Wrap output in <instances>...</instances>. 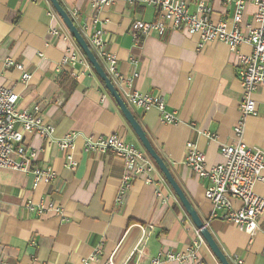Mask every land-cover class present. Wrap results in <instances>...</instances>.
I'll return each mask as SVG.
<instances>
[{"label": "crops", "instance_id": "0c3cea01", "mask_svg": "<svg viewBox=\"0 0 264 264\" xmlns=\"http://www.w3.org/2000/svg\"><path fill=\"white\" fill-rule=\"evenodd\" d=\"M58 1L81 33L84 26H92L97 15L95 27L104 31L105 52L116 58L121 75L136 77V90L144 96H161L166 112L175 114L177 121L165 124L157 108L143 112L128 104L229 262L264 264V230L251 237L214 217L205 196L209 181L198 178L185 161L187 144L193 143L205 154L208 168L225 162L221 149L233 143L241 119L238 55L217 42L200 48L199 36L186 31L168 30L164 35L152 33L136 39L131 23L158 18L154 7L140 2L118 0L97 13L95 0ZM201 1L211 8L213 24L225 22L232 27L233 4L188 0L192 13ZM247 6L242 29L256 12L254 5ZM69 48L80 62L62 66ZM240 51L249 55L252 49L244 45ZM97 58L107 72L108 63ZM8 61L14 64L7 67ZM16 65L31 76L28 83L23 82V72ZM89 65L49 0H0V88L20 96V110L41 108L39 116L54 129L53 140L25 132L24 145L37 154L31 167L53 168L57 173L54 182L33 188L30 173L0 169V264H83L93 255L96 259L90 264H151L162 251L188 252L197 238V228L155 162L151 181L136 176L119 199L127 174L124 161L110 153L84 150L83 136L92 135H115L143 149ZM114 85L126 102V88ZM254 100L257 115L245 120L243 143L264 151V84ZM71 132L80 135L72 151L73 166L58 145ZM254 191L264 199V182L257 183ZM42 202H54L62 213L40 217L25 209L26 203ZM234 204L239 207L238 202ZM263 221L264 214L261 227ZM198 257L202 264H220L208 246ZM161 264L192 262L164 258Z\"/></svg>", "mask_w": 264, "mask_h": 264}, {"label": "built area", "instance_id": "2783aa9c", "mask_svg": "<svg viewBox=\"0 0 264 264\" xmlns=\"http://www.w3.org/2000/svg\"><path fill=\"white\" fill-rule=\"evenodd\" d=\"M118 0H95L93 8L98 13L104 7L113 5ZM128 4L140 2L152 6L157 11L158 18L153 22L134 21L130 31L137 39L149 34L164 35L168 30L186 31L190 35L200 38L199 47L206 43L217 42L225 44L238 55L241 67V82L243 95L240 102L241 119L234 129L233 143L222 147L221 154L225 158L223 164L207 167L206 157L193 143L187 144L186 166L200 179L209 181L205 191L206 199L212 204L213 216L219 217L224 222H229L251 237L258 230H264L260 221L264 214V199L255 194V185L264 182V151L258 148L247 147L243 143L245 132V120L250 116L257 115L256 101L254 96L261 85L264 84V0H226L227 4L235 7L233 25L229 27L225 22L217 25L210 21L211 8L201 1L197 5L195 13L190 11L188 0H123ZM247 5H254L256 12L251 22L242 29L247 12ZM75 16V14H74ZM56 17V15H54ZM98 17H93L92 26L86 25L82 35L87 40L94 53L108 63L107 74L114 84L124 86L125 100L127 104L144 111L157 108L162 116L161 121L165 124H174L177 118L174 113L165 110V103L161 96H144L134 87L133 79L124 78L117 69L116 58L105 52L104 31L96 29ZM51 33L57 35L56 29ZM244 45L251 47V54L241 53L240 48ZM79 57L71 48L67 49L62 66L75 64ZM13 61L7 62V67L12 66ZM16 68L23 72L22 80L28 83L31 76L24 72L21 65ZM62 68L60 69V71ZM20 96L13 93L9 88H0V169H9L30 173L33 177V188L40 183H51L57 178L53 168L42 169L31 167L36 153L24 145V133H35L49 141L53 140V127L44 124L39 116L41 108L20 110L18 106ZM78 133H67L58 141L61 151L67 154L70 165H75L72 157L75 140ZM83 136V135H82ZM210 138L213 135L208 134ZM84 150L88 153H110L122 159L125 163L127 174L123 178L119 199L131 188L136 176L143 177L147 182L151 181V173L154 169L152 160L139 146L128 143L118 136H83ZM238 202L239 207L234 203ZM28 213H37L40 217L53 212L60 215L62 209L54 202H42L38 205L26 203ZM222 214L218 216V212ZM154 227H149L153 230ZM207 246L205 240L197 231V238L186 253L174 254L173 252H160L151 264H161L166 258L169 262H192L202 264L199 253ZM96 259L93 255L83 264H90ZM243 261L237 260V264ZM106 264H112L110 262Z\"/></svg>", "mask_w": 264, "mask_h": 264}, {"label": "water", "instance_id": "95a60500", "mask_svg": "<svg viewBox=\"0 0 264 264\" xmlns=\"http://www.w3.org/2000/svg\"><path fill=\"white\" fill-rule=\"evenodd\" d=\"M58 14L60 18L62 19L63 23L69 30L71 36L75 40L78 47L83 52L84 56L87 58V60L90 63V66L93 67L95 73L100 78V80L104 83L105 88L107 89V92L110 93V95L113 97V99L116 101V105H118L120 111L124 115L126 121L130 125V128L134 131L135 135L137 136L140 144L146 151V153L152 158V160L155 162V164L158 166L162 174L165 176L167 182L173 189V191L176 194V197L180 200L182 206L184 207L186 213L191 218L194 226L197 228V230L200 231L201 236L205 240L207 246L211 250V252L215 255V257L218 259L220 264H231L226 257V255L223 253L222 249H220V246L212 236L210 230L208 229V225L205 224L199 217L197 211L193 207V205L190 203V201L187 199L184 191L181 189L179 184L176 182L175 178L173 177L170 169L158 155V152L153 147L152 143L150 142L149 138L147 137L144 129L142 128L141 124L138 122V120L135 118L134 113L129 108L128 104L124 101L122 96L120 95L119 91L115 87L114 83L112 82L111 78L108 76L106 70L101 65L100 61L98 60L96 54L93 52V50L90 48V45L88 44L87 40L82 35L79 28L76 26L74 20L70 16V14L63 8V6L60 4L58 0H49Z\"/></svg>", "mask_w": 264, "mask_h": 264}, {"label": "trees", "instance_id": "16d2710c", "mask_svg": "<svg viewBox=\"0 0 264 264\" xmlns=\"http://www.w3.org/2000/svg\"><path fill=\"white\" fill-rule=\"evenodd\" d=\"M80 49V48H79ZM81 50V49H80ZM82 52V51H81ZM83 53V52H82ZM84 55V54H83ZM85 57V56H84ZM86 58V57H85ZM86 60H87V58H86ZM99 60V59H98ZM88 61V60H87ZM89 62V61H88ZM90 64V63H89ZM90 66V65H89ZM91 68L93 69V67L91 66ZM93 71H94V69H93ZM95 72V71H94ZM104 84V83H103ZM142 146V145H141ZM144 149V148H143ZM145 151V150H144ZM145 153H146V151H145ZM147 154V153H146ZM147 156L152 160V158L147 154ZM153 161V160H152ZM154 162V161H153Z\"/></svg>", "mask_w": 264, "mask_h": 264}]
</instances>
